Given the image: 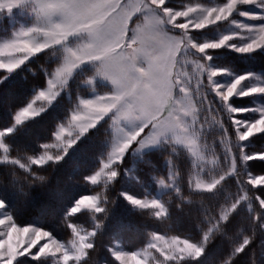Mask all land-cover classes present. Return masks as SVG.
Listing matches in <instances>:
<instances>
[{"label": "snow or ice", "instance_id": "6c2138e0", "mask_svg": "<svg viewBox=\"0 0 264 264\" xmlns=\"http://www.w3.org/2000/svg\"><path fill=\"white\" fill-rule=\"evenodd\" d=\"M222 48L264 49V0H0V103L10 113L0 126V264H89L125 201L129 217L143 218L142 246L109 242L103 264H264V172L250 163L264 162V147L251 149L264 137V104L232 103L264 95V76L211 63ZM45 57L32 95L13 109L11 89L29 83L18 70ZM61 105L47 139L27 143L28 125ZM86 143L96 164L79 183L94 194L73 199L61 169ZM157 154L155 195L120 188L130 163L161 171ZM40 197L51 226L26 219Z\"/></svg>", "mask_w": 264, "mask_h": 264}, {"label": "trees", "instance_id": "16d2710c", "mask_svg": "<svg viewBox=\"0 0 264 264\" xmlns=\"http://www.w3.org/2000/svg\"><path fill=\"white\" fill-rule=\"evenodd\" d=\"M214 1L216 0H172L176 6L190 2L212 3ZM226 26L222 28V31L227 28ZM211 35L215 36L217 33L212 32ZM48 62V59L45 57L41 60L33 62V64L30 66L33 70L32 72H27V69L18 70L22 77L28 78L29 83L24 87L16 86L11 89L15 95L11 102L13 109L22 104L28 96L32 95V88L30 87V84L38 79L40 75L39 69L42 65ZM211 63L217 64L218 66H229L236 73L252 71L264 76V49H259L256 52L249 54L236 53L235 51L229 50L227 48L218 49L215 50ZM232 103L239 107L255 106L258 103H264V95L239 98L233 97ZM63 115V105L57 107L55 111L50 109L48 113L43 114L40 118L28 125L31 129V136L25 138V141L29 144H34L35 139H47L54 124V117L62 118ZM243 115L248 116L247 113ZM9 119L10 113L8 111L7 105L0 103V126L5 125ZM100 135H103V129H101ZM208 143L210 148L215 147V145L212 144L211 137L208 138ZM262 147H264V137L253 138L251 149L260 150ZM94 153L95 146L86 143L81 146V149L78 150L76 154H74L73 161H70L69 164L65 165V167L61 169V173L64 175V178L68 180V184L66 186V189L68 190L67 194L73 199L78 195L94 194L91 188L85 187L79 183L80 173L95 166L96 160ZM153 158L158 161V163H156V168L161 171L158 173H150L148 170H141L137 166L130 163V167L133 168V178L126 179L125 182L120 185V188L138 197H143L145 195H155L159 189L152 176L155 174H159L161 176L164 175L162 170L164 169L165 165L163 156L157 154L154 155ZM250 163L251 171H253L255 174L264 172V162L255 161ZM96 191H99V189H96ZM39 199L40 203L36 208L29 212L26 219L29 222H44L51 226L54 223L52 214H46L44 211V209L47 207L46 201L43 197H40ZM63 203L68 204L70 203V200L66 199ZM127 207L128 205L126 201L123 202L121 207H115V211L113 213V222L109 224V228L105 230L104 234L98 237V251L92 254L89 264H103L104 261H110L113 259L108 253L106 247L109 242H117L119 246H122L126 250H135L142 246V244L139 242L140 236L136 231V227L143 218L137 219L135 216L129 217L126 212ZM117 219L124 220L125 223H131L133 227L130 229L116 228L113 225ZM84 226L88 227L89 225L85 224ZM57 232L59 238H67L63 229H57ZM258 242L259 241H257V243ZM260 254L261 250L256 248L257 259L260 258Z\"/></svg>", "mask_w": 264, "mask_h": 264}, {"label": "rangeland", "instance_id": "374dc122", "mask_svg": "<svg viewBox=\"0 0 264 264\" xmlns=\"http://www.w3.org/2000/svg\"><path fill=\"white\" fill-rule=\"evenodd\" d=\"M216 2V1H214ZM213 3V2H212ZM243 7V10L245 11H248V12H258L260 11V9H258L257 7L253 6V5H245V6H242ZM234 18L236 20H239V21H243L244 23L246 24H254V23H259V21H255V20H250V19H247L245 17H241L239 15H234ZM227 28L224 30V32H228V31H233L235 30L234 28V25H230V24H227L226 26ZM231 77L230 76H225V77H217V80H223V81H227V80H230ZM258 104H264V103H258ZM256 104V105H258ZM255 105V106H256ZM117 243V242H116ZM118 244V243H117ZM137 250V249H135ZM128 251H134V250H128Z\"/></svg>", "mask_w": 264, "mask_h": 264}]
</instances>
